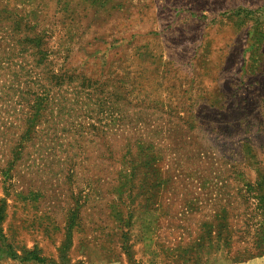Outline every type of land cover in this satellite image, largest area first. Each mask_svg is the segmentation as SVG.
I'll return each instance as SVG.
<instances>
[{"label": "rangeland", "instance_id": "1", "mask_svg": "<svg viewBox=\"0 0 264 264\" xmlns=\"http://www.w3.org/2000/svg\"><path fill=\"white\" fill-rule=\"evenodd\" d=\"M0 7V264H264V0Z\"/></svg>", "mask_w": 264, "mask_h": 264}, {"label": "trees", "instance_id": "2", "mask_svg": "<svg viewBox=\"0 0 264 264\" xmlns=\"http://www.w3.org/2000/svg\"><path fill=\"white\" fill-rule=\"evenodd\" d=\"M0 7V37H4V40L10 38L17 39V42H20L19 37H24L27 35L25 30L21 29V23L13 19L12 13L8 12L5 8ZM8 23V24H7ZM23 26H25L23 24ZM26 28V26H25ZM5 34L4 36H2ZM30 260L44 262L37 256V254H30Z\"/></svg>", "mask_w": 264, "mask_h": 264}]
</instances>
